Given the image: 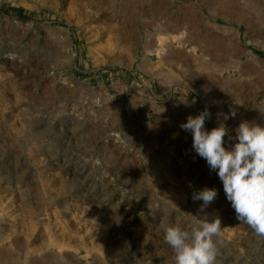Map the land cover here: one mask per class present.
Segmentation results:
<instances>
[{"label": "rangeland", "instance_id": "rangeland-1", "mask_svg": "<svg viewBox=\"0 0 264 264\" xmlns=\"http://www.w3.org/2000/svg\"><path fill=\"white\" fill-rule=\"evenodd\" d=\"M164 18L195 47L156 44ZM206 108L226 148L264 126V0H0V264H174L161 225L217 218L216 264H264L180 128Z\"/></svg>", "mask_w": 264, "mask_h": 264}, {"label": "clouds", "instance_id": "clouds-1", "mask_svg": "<svg viewBox=\"0 0 264 264\" xmlns=\"http://www.w3.org/2000/svg\"><path fill=\"white\" fill-rule=\"evenodd\" d=\"M187 103V101H183ZM233 109L224 120L235 118ZM211 113L206 108L197 116L189 115L181 123L183 131L192 134V149L217 172L236 218L247 224L257 235L264 236V126L242 121L235 129V143L224 146L228 129L223 122L205 129ZM231 139V137H230ZM215 188L205 187L193 192V201H203L200 210L207 208L217 197ZM164 241L174 252V264H216L218 254L214 240L221 230L220 220L199 219L190 230L179 225H161Z\"/></svg>", "mask_w": 264, "mask_h": 264}, {"label": "bare ground", "instance_id": "bare-ground-1", "mask_svg": "<svg viewBox=\"0 0 264 264\" xmlns=\"http://www.w3.org/2000/svg\"><path fill=\"white\" fill-rule=\"evenodd\" d=\"M85 4V3H84ZM70 6V5H69ZM210 12H211V9H210ZM161 22V23H160ZM160 22L158 21V23L159 24H157V27L160 29V33H158L157 34V39H158V41H156V44H157V42H161V43H166V38L167 37H173L175 40H177L178 42H181V43H183V44H185L186 42H190V43H192V45L193 44H196L195 43V39H194V37H192V32L191 33H188V31H189V29H187V26H184L183 28H185V30H188L187 31V33H186V31L185 30H183V29H181V24L182 23H184V21H182V20H180L179 22L178 21H171L170 19H167V18H164V20H160ZM187 23H188V20L186 21ZM191 22V21H190ZM189 24V23H188ZM187 24V25H188ZM184 25V24H183ZM182 25V26H183ZM190 25V24H189ZM223 27V26H222ZM119 28V27H118ZM118 28H116V29H118ZM121 28V27H120ZM119 28V32H117V34H115V40L116 39H119V35H121V38H122V41H121V44H122V42H127L128 40H127V38H125L126 37V35L128 34L129 35V33L132 31V30H130V28L128 29H124V28H121L120 29ZM224 29L226 28V27H223ZM130 30V31H129ZM191 30V29H190ZM116 31V30H115ZM149 35V34H148ZM160 35H162V36H160ZM152 36V35H151ZM196 36V35H195ZM154 38V37H153ZM152 38V39H153ZM196 38V37H195ZM151 39V38H150ZM153 40H155V39H153ZM117 42V41H116ZM148 42V41H147ZM151 42V41H150ZM172 42V41H171ZM152 43V42H151ZM170 44V43H169ZM155 44H154V41H153V44H152V46H154ZM172 45V44H171ZM170 45V46H171ZM167 46H169L168 44H167ZM194 47H195V45H193ZM172 47V46H171ZM163 49V48H162ZM203 49H205V48H203ZM176 51V50H175ZM183 51V50H182ZM193 51V50H192ZM242 51V50H241ZM166 52V51H165ZM168 52H170V50H168ZM181 52V51H180ZM161 48H160V50H157L156 51V54L158 55V56H160L161 55ZM182 53V52H181ZM206 53V52H205ZM163 54V53H162ZM165 54V53H164ZM172 54V53H171ZM183 54V53H182ZM167 55V57H168V54H166ZM170 55V54H169ZM173 55V54H172ZM184 55V54H183ZM189 55V54H188ZM165 56V55H164ZM171 56V55H170ZM175 56V55H174ZM146 56L144 55V58H145ZM166 57V58H167ZM193 57V56H192ZM195 57V56H194ZM171 58V57H170ZM175 58V57H174ZM177 58H179V57H177ZM177 58H175V60L177 59ZM184 58H188L189 59V57L188 56H184ZM167 60H169V58L167 59ZM191 60V59H190ZM170 61V60H169ZM183 61V60H182ZM185 61V60H184ZM236 62V61H235ZM253 63H255V61L254 60H248V61H242V62H240V61H237V64H235V66L234 67H236V68H238V70L239 71H241V72H247V71H250L251 70V68H252V66H253ZM146 64H147V62H146ZM250 64H252V65H250ZM248 65V66H247Z\"/></svg>", "mask_w": 264, "mask_h": 264}, {"label": "crops", "instance_id": "crops-1", "mask_svg": "<svg viewBox=\"0 0 264 264\" xmlns=\"http://www.w3.org/2000/svg\"><path fill=\"white\" fill-rule=\"evenodd\" d=\"M191 10H192V9H191ZM226 33H227V35H229V34H230V30H227ZM227 39H228V37H227ZM242 51L245 52V50H242ZM242 59H245V56H244V55H243Z\"/></svg>", "mask_w": 264, "mask_h": 264}]
</instances>
